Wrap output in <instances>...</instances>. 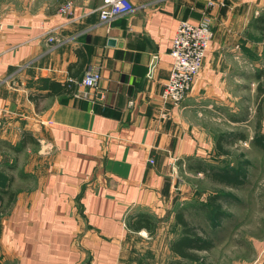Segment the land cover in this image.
<instances>
[{
	"label": "crops",
	"instance_id": "crops-1",
	"mask_svg": "<svg viewBox=\"0 0 264 264\" xmlns=\"http://www.w3.org/2000/svg\"><path fill=\"white\" fill-rule=\"evenodd\" d=\"M131 1L105 24L104 0H0V189L14 192L0 264H152L160 251L168 264L178 172L242 138L264 80V0ZM67 2L73 16L59 11ZM204 15L214 38L201 72L179 106L165 103L177 28ZM89 69L102 79L83 99ZM67 82L72 93L52 94ZM140 215L157 220L147 249L132 227Z\"/></svg>",
	"mask_w": 264,
	"mask_h": 264
},
{
	"label": "rangeland",
	"instance_id": "rangeland-1",
	"mask_svg": "<svg viewBox=\"0 0 264 264\" xmlns=\"http://www.w3.org/2000/svg\"><path fill=\"white\" fill-rule=\"evenodd\" d=\"M259 87L264 88V80ZM263 96L259 90L253 95L249 92V122L240 133L242 138L235 131L233 134L237 135L225 136L220 140L228 154L216 152L207 160H189L178 172L179 190L173 209L178 232L168 226L171 233L167 240L171 243L181 236L182 227L177 223L176 215L182 213L198 235L211 241V248L199 253L205 264H264V150L252 144L256 132H264V115L260 116L258 112V104ZM259 122L262 127L258 130L256 126ZM27 160L25 155L20 158V162ZM224 170L237 173L242 180L241 186L232 187L213 179L215 173ZM14 174L23 176V172L15 171ZM21 181L17 180L14 189L20 187L17 185ZM6 198L9 200L7 195ZM10 204L8 201L5 206H0V214L4 215L10 209ZM218 208L222 213L217 211ZM151 225L155 228L145 229L147 233L143 235L141 232L137 236L138 240L148 242L143 245L146 249L151 245L148 238L157 235V220L151 218ZM159 254L156 260L150 259L152 264H165L163 251ZM175 258V255L169 257L170 260ZM137 263H141V259Z\"/></svg>",
	"mask_w": 264,
	"mask_h": 264
},
{
	"label": "built area",
	"instance_id": "built-area-1",
	"mask_svg": "<svg viewBox=\"0 0 264 264\" xmlns=\"http://www.w3.org/2000/svg\"><path fill=\"white\" fill-rule=\"evenodd\" d=\"M133 10L131 0H104V5L99 10L100 21L109 24ZM59 11L64 15L73 16V3L67 2L60 7ZM2 32L3 25L0 23V37ZM213 38L211 20L205 15L196 24L188 21L180 22L170 50L173 63L161 94L163 102L179 106L185 100L201 72ZM48 41L52 43L56 40L54 36H51ZM101 79L99 69H89L82 80L84 89L79 96L83 99L95 97L99 91Z\"/></svg>",
	"mask_w": 264,
	"mask_h": 264
},
{
	"label": "trees",
	"instance_id": "trees-1",
	"mask_svg": "<svg viewBox=\"0 0 264 264\" xmlns=\"http://www.w3.org/2000/svg\"><path fill=\"white\" fill-rule=\"evenodd\" d=\"M259 21L261 22L263 26L262 29L264 31V16L261 17ZM51 85L52 94H70L73 92L74 86L71 82H67L65 84L52 83ZM259 91L264 95V88L259 87ZM263 102L264 96L260 99V102L258 104V112L260 116H262L263 114ZM256 127L258 130L261 129V122H259ZM252 144L257 148L264 150V132H256L252 140ZM217 150L219 154H228V152L222 148L220 140L217 144ZM213 179L232 187H240L242 184V180L239 178L237 173H234L229 170H224L215 173L213 175ZM2 195H8L10 201L14 196V192L11 189H0V197H2ZM217 211H219V213H222L219 208L217 209ZM176 221L182 227V234L180 237L170 243V251L177 258L170 260L168 264H205L202 261L203 259L199 253L208 251L212 246L211 241L209 239L202 238L200 235H198L194 227L190 225V223L187 219H185L182 213H178L176 215ZM132 227L136 231H139L140 229L152 230V227L155 228L154 225H151V218L147 215H140L139 217L135 218Z\"/></svg>",
	"mask_w": 264,
	"mask_h": 264
},
{
	"label": "water",
	"instance_id": "water-1",
	"mask_svg": "<svg viewBox=\"0 0 264 264\" xmlns=\"http://www.w3.org/2000/svg\"><path fill=\"white\" fill-rule=\"evenodd\" d=\"M109 44H110V45H114V44H115V40L110 39V40H109Z\"/></svg>",
	"mask_w": 264,
	"mask_h": 264
}]
</instances>
